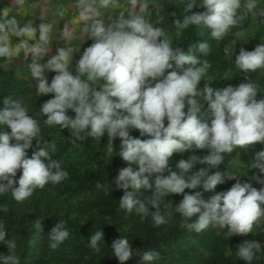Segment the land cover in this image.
I'll list each match as a JSON object with an SVG mask.
<instances>
[{"label":"clouds","instance_id":"obj_1","mask_svg":"<svg viewBox=\"0 0 264 264\" xmlns=\"http://www.w3.org/2000/svg\"><path fill=\"white\" fill-rule=\"evenodd\" d=\"M194 7V0H186L182 20L174 21L177 30L203 25L210 29L213 39L221 40L243 19L239 10L243 7L245 14L254 12L257 0H202L199 7L206 9L203 13H193ZM260 14L264 15V11ZM5 27L20 39L14 44L0 39V57H12L21 50L45 51L42 45L49 39L50 25H39L34 44L21 37L34 38L37 27L30 24L20 27L14 18L0 23V29ZM88 30L94 43L83 51L75 73L68 70L71 49H57V54L45 65L29 64L38 95L53 97L40 107L45 123L70 130L76 140L83 138V132L92 137L107 135L112 142L120 139L118 156L130 165H137L135 170L132 167L119 170L114 180L115 187L123 191L119 200L121 209L129 213L135 209L142 216L150 214L159 226L165 223L159 210L161 197L183 194L175 211L187 221L197 217L188 223L189 228L201 232L210 225H218L227 228L231 237L251 233L254 225L264 218V188L257 190L237 176L225 177L221 171L208 175V170L219 166L223 154L232 153L237 147L264 143V97L257 100L258 86L245 78L248 82L235 88L220 90L209 84L198 88L210 67L208 61L186 54L181 47L174 48L162 28L141 16L120 17L109 25L97 20ZM261 41L253 51L241 48L236 55L235 65L242 72L264 69V40ZM198 50L202 54L207 52L208 42L200 43ZM224 51L231 57L234 54L227 47ZM45 68L56 73L50 83L48 76H44ZM97 84L100 86L95 87ZM198 96L213 114L210 124L199 118L202 108ZM5 104L10 107L0 111V126H7L10 132L0 133V194L10 192L17 202H23L37 188L58 184L68 173L53 159L50 153L55 151V144L40 137L38 122L28 110L17 100ZM69 111L75 114L74 118L67 115ZM133 130L146 139L133 137L130 134ZM34 140L37 147L29 158L27 150ZM194 147L208 151L200 161L208 167L191 173L195 166L193 156L178 162V172L163 175L174 153L188 152ZM254 164L264 174V150L255 154ZM18 170L21 174L17 180ZM226 179H235L236 183L207 201L199 191H194L202 187L206 192H214ZM256 181L264 183L258 177ZM96 187L102 185L97 183ZM141 189L151 193L143 201L136 199ZM186 189L190 192L186 193ZM37 227L41 230V224L37 223ZM6 235L0 223V244L6 243L11 253L0 255V264H18L12 254L16 243L6 241ZM68 237V229L58 222L49 233L50 248H58ZM101 240L104 241L103 232L95 231L90 237V247L98 252ZM111 249L119 264L133 258V248L126 236L115 240ZM260 251L259 243L245 240L238 246L237 254L246 264H252ZM159 258L155 250L144 251L141 264H154Z\"/></svg>","mask_w":264,"mask_h":264},{"label":"rangeland","instance_id":"obj_2","mask_svg":"<svg viewBox=\"0 0 264 264\" xmlns=\"http://www.w3.org/2000/svg\"><path fill=\"white\" fill-rule=\"evenodd\" d=\"M194 2L196 8H193V13H203L206 11L203 7H199L202 0H194ZM185 4L186 0H0V23L8 18H14L20 27H23L24 24H30L33 27H37V34H35L34 38H29L27 36L21 37L22 39L28 40L30 44H34L35 38H38V27L41 23H46L51 27L49 39L46 44L42 45L45 49L44 52L34 53L29 50H21L17 55L12 57H0V111L10 107L9 104H5V101L17 100L20 102L28 110V114L38 122L40 137H42L43 140L51 141L55 144V151L50 154L53 159L60 162L62 169L66 172H68L66 169L67 165L60 159L58 160V157L60 152L67 147L69 142H72L76 147L81 145L77 148L81 149V151L75 149L81 153V159L86 157L84 154L85 149L82 144L85 145L88 143L89 146L95 147L97 150L101 149L99 146L106 143L107 140H112L111 137L107 135L104 137H92L89 136L87 132H83L81 133L83 140L80 139L82 141L80 142L72 136L70 130L61 129L58 125L49 126L45 123L46 117L41 113L40 107L53 97L52 94L42 97L38 95L36 80L31 75L29 64L35 62L45 65L48 59L57 54V49H71L72 59L69 62L68 70L75 73L76 63L80 59L83 51L94 43V41L91 40L90 32L88 30L89 27L97 20L103 22L105 25H109L114 23L120 17L127 18L141 16L146 22L162 28L174 48L181 47L186 54H191L199 60H207L210 67L202 77L203 80H201L198 88L202 89L205 84H209L211 87L220 90L229 86L235 88L242 83H247L248 80L255 83L259 88V84L264 75V69H258L256 72L244 73L236 67L234 60L236 55L239 54L241 48H244L247 51H253L255 47L262 42L261 40H264V15L260 14L264 11V0H257V8L254 12H248L245 14L246 10L242 7L238 14L243 16V19H241L239 23L221 40L213 39L210 35V29H207L205 26L195 25V31H197L196 40L193 45L188 46L183 44L187 28L178 31L174 24L175 20H182V15L185 13ZM0 39H6L14 44L18 43L20 38H17L14 33L10 32L5 27L0 29ZM202 42H208L209 44V50L203 54L198 50V46ZM225 47L234 51L232 57L225 54ZM184 67L186 68L188 66L186 65ZM55 75V72H49L48 69L45 68L44 76H48L49 83ZM94 86L99 87L100 85L97 84ZM197 99L202 108L199 118L210 124L211 121L208 113L212 116L213 114L208 109L207 105L204 106L205 102L202 97L198 96ZM185 111H187V106ZM67 115L72 118L75 117V114L71 111H69ZM166 123L167 122L165 121V124ZM3 132H10V129H8L7 126H0V133ZM138 132L139 131L133 130L130 134L135 137ZM143 139H146V137ZM113 141L116 145H120L121 143L119 138H116ZM261 144L263 145L264 143H258V146ZM36 147V141L34 140L32 147L27 150L29 158ZM192 150L193 149L189 151ZM240 151L241 156H247V161L252 159V146L241 148ZM185 155H187V153L182 152L180 160H182ZM249 170H251L250 162L244 163L240 159V156H235L229 161L228 167L222 172V175L225 177L228 175L237 176V179L241 182L252 184ZM173 171L178 172V169H172L171 172ZM18 174H20L19 170L17 172V175ZM69 181L70 180L67 177L58 184L49 183L42 189L37 188L33 195L23 202H17L10 192L0 194V223L4 225V230L8 234L5 237L6 241L11 239L9 237H14L10 235V233L13 232L12 227L9 225L16 227L15 229H17V232L29 229V231H31L30 237L34 236L33 239H30V241H33V247L30 256L27 258L29 264H45L43 261H40L39 263L41 253L37 248L39 240L47 243V249L54 250L60 254L71 252V250L66 248H60L61 245L56 249H52L49 246V233L52 228L56 226L54 224L56 212L57 215H60V213L63 212L64 215H68L73 220L80 221L83 224H92L90 215H96V212L89 211L82 215V212L76 214L72 210L73 206H80L85 202L86 195H77L71 203L67 202L66 204H64L65 202L51 200L54 193L64 195L67 192V188L65 187ZM235 183V179H226L225 183L217 186L215 192L219 193L227 191ZM50 187L54 188L53 191L50 190L52 189ZM143 192H145V190H143ZM213 193L214 192H209V194ZM139 194L140 197H143L142 192ZM10 199L14 201V206L12 208L15 212L14 214H12V210L8 207V200ZM37 202H39V205ZM45 208H49L51 211L48 216L43 215L42 211ZM137 213L138 212L136 211L135 214ZM6 223H9L8 227H6ZM37 223L41 224V228L46 225L47 232H38L34 235L35 231L38 230ZM261 226H264V218ZM211 227V230L213 234L215 233L217 239L221 238L225 233H229L228 229H221L218 225H211ZM207 231L208 230L206 229L202 230V233H207ZM17 232L16 235L23 238L24 234H22V232L21 234H17ZM89 241L90 240H88L87 246L91 248ZM1 245L2 248H6L7 251L10 252L6 243ZM200 249V253L199 251L197 253L190 252L183 258H175L171 253L167 252L160 255V258L154 261V264H184L191 259L196 261L202 259L200 264H206L215 252H224V248L221 245H218V243H214L210 246V250L207 251L204 256L203 252L206 248ZM13 252L14 250H12V254ZM0 253H2V250H0ZM32 253H34V255ZM44 254L46 253L43 252V255ZM133 255L136 264H141L143 252H138L133 249ZM2 256H4L3 253ZM36 259H38L37 262ZM33 261L35 262L33 263Z\"/></svg>","mask_w":264,"mask_h":264},{"label":"trees","instance_id":"obj_3","mask_svg":"<svg viewBox=\"0 0 264 264\" xmlns=\"http://www.w3.org/2000/svg\"><path fill=\"white\" fill-rule=\"evenodd\" d=\"M194 26L195 25H190L186 29L183 44L187 46L193 45L196 40L197 31H195ZM258 92L257 100L260 99V96L264 97V75L259 84ZM208 116L210 121L214 118L209 113ZM138 133H136L135 138L140 137ZM143 138L144 137L141 139ZM79 141L82 142L80 139ZM79 146L81 145L76 147L72 142H69L67 147L60 152L58 160L60 159L67 165V177L70 181L65 187L67 188V192L64 195L54 193L51 200L65 202L64 204H66L67 202L71 203L77 195H86L85 202L80 206H73L72 210L76 214L82 212V215L89 211H94L96 215L91 214L90 220L92 224L86 225L80 221L73 220L68 215H64L63 212H61L60 215H57L56 212L54 224L56 225L58 222H61L68 231L72 230L69 231L68 239L61 244L60 248H66L71 250V252L60 254L54 250L47 249V243L39 240L37 246L41 252L39 263L43 261L45 264H119V261L112 253L111 245L115 240L121 238V236H126L132 248L138 252L155 250L160 255L168 252L175 258H183L190 252L197 253L199 251L200 253V248H206L203 252L204 256L214 243L221 245L224 248V252H215L206 264H246L237 254L238 246L245 240L255 241L261 245V251L256 253V257L252 261V264H264V226H261L263 218L254 225L253 231L246 236L231 237L229 233H225L221 238L217 239L215 233L213 234L211 230V225L206 229L208 230L207 233H202V231L196 232L189 228L188 223L192 222V220H195L197 217L194 216L190 221L182 219L175 209L182 201L183 194H171L170 196L166 195L161 197L159 210L165 219V223L157 226L150 214L147 216H142L140 213L135 214V209L129 213L119 206V200L123 196V191L115 187L114 180L118 176L119 170L123 168L132 167L134 170L137 169L136 164L133 163L130 165L118 156L120 145H116L112 140H107L106 143L99 146L101 149L97 150L95 147L89 146L88 143L85 145L82 144L85 149L84 154L86 155V157H83L84 159H81V153L78 152L81 151V149H77ZM240 149L241 148L237 147L232 153L223 154V162L215 169L209 168L208 175L214 174L216 171H225L229 161L235 156H240V159L244 163L250 162L251 164V170H249V172L251 174L252 186L257 190L264 188V183H258L256 181V177L261 181L264 180L263 174L259 172V169L254 164V156L259 150H264V144L252 146L253 155L252 159H249V161H247V156H241ZM185 153H187V155H185L183 159L195 157V166L191 170V173H195L201 167H208L207 164L200 163V161L203 160V156L208 154L206 149L199 150L193 148L192 151ZM181 155L182 153H174V156L169 161L170 164L168 169L163 173L164 176H168L172 169H177L176 165L178 161H180ZM20 174L16 176L17 180ZM97 183L101 184L102 188L98 189L96 187ZM50 188H52L50 190L53 191L54 188ZM143 190L144 189H141L137 193L136 199L143 201L151 195L149 191L145 190V192H143ZM194 191H199L201 193V198L205 201L217 193L214 191L213 194H209V192L204 191L202 187ZM140 192H142L143 197H140ZM185 192L188 193L190 190L186 189ZM37 204L39 205V202H37ZM13 206L14 201L12 199L8 200V207L12 210ZM150 210L154 211V209ZM42 212L44 216H48L51 211L49 208H45ZM14 213V210H12V214ZM8 224L9 223L5 224L6 227H8ZM9 226L12 227L13 232L10 233V235L14 236L9 238L16 243V250L14 249L13 255L16 256L18 264H29L27 258L30 256L33 247V241H30V239H33L34 236L30 237L31 231H29V229L17 232V229H15L16 227L12 225ZM46 228V225L42 227L41 230L38 228L34 235L38 232H47ZM100 230L103 232L104 241H100L99 251L97 252L87 245L91 235H93L95 231ZM16 232L17 234H21L22 232V234H24L23 238L18 237ZM0 250H2L4 256L11 254L6 248H2L1 244ZM43 252L46 254L43 255ZM2 253H0V255H2ZM32 254L34 255V253ZM133 258L126 262V264H136ZM37 260L38 259H36V262ZM201 261L202 259L200 261L191 259L184 264H200ZM34 262L35 261H33V263Z\"/></svg>","mask_w":264,"mask_h":264}]
</instances>
